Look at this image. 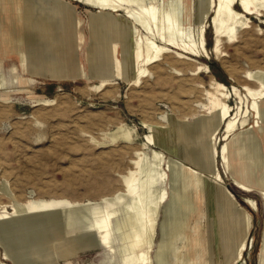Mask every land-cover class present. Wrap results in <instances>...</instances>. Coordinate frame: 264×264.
<instances>
[{"label":"rangeland","instance_id":"1","mask_svg":"<svg viewBox=\"0 0 264 264\" xmlns=\"http://www.w3.org/2000/svg\"><path fill=\"white\" fill-rule=\"evenodd\" d=\"M19 1L23 3L21 9H17ZM55 1L68 10L63 19L50 16L53 32L48 35L36 33L39 24L35 20L39 16L35 11H41L38 8L41 6L47 15L55 12L53 0H33L34 7L25 0H0V206L10 213V221L21 222L18 240H11L12 248L18 243L29 246L30 264H126L124 259L132 255V249L129 244L121 246L117 233L109 246L95 242L92 230L82 225V218L71 217L68 211L87 209L84 217L87 220L96 207L115 200L116 194L126 195L119 174L136 172L134 160L142 149L148 155L141 165L142 174H146L153 166L149 156L155 149L163 153L164 168H171L166 184L167 201L175 203H169L172 207H166L167 203L159 207L150 264H227V256L220 252L223 245L214 202L221 186L251 214L243 261L260 264L259 255L264 256V132L254 126L242 133L239 129L228 139L225 127L216 133L215 169L223 179V183H218L211 177L213 168L206 165L204 157L209 133L198 132L190 139L174 137L171 142L169 130L175 122L191 125L210 116L214 104L208 102L206 91L213 90L214 81L223 84L227 92H232L233 87L238 89L242 102L233 93L226 99L232 115L237 106L243 112L247 109L251 100L245 98L241 82H245V71L264 70V8L261 15H249L250 27H237L233 40L222 38L220 48L224 56L213 51V30L210 20H206L208 57H194L170 48L161 61L163 70L159 79L149 74L138 80L129 69L131 63L119 59L126 44H120L122 37L113 26L122 11H100L84 0ZM174 1L177 15L196 38L201 0ZM24 8H29L30 19ZM236 9L241 10L238 5ZM31 30L36 37L33 44ZM22 37H27V44L19 43ZM47 50L53 53L54 60ZM20 51L27 54L25 63L20 61ZM249 82L256 86L255 82ZM247 116L246 123L254 124L251 110ZM120 126L132 130L134 139L113 140L110 134ZM252 130L260 139L247 146L242 156L236 155L232 141ZM159 131H164L166 144L143 146L145 135H153L160 141ZM225 143L232 171L226 170L217 156ZM174 151L176 156L183 155L184 166L169 162L175 158ZM177 167L179 180L175 179ZM202 169L206 170L205 176L194 174ZM185 175L197 183L188 193L194 208L186 228L171 242L172 252L165 256L159 243L162 232L172 229L177 205L185 206L184 193L181 192V199L178 192ZM235 179L249 184L252 190H241ZM245 197L254 200L257 209H251L244 202ZM50 199L67 201L69 205L13 210L18 203L41 206ZM237 207L234 204L232 208ZM116 210L114 221L121 216L120 207ZM59 213L61 219L55 217ZM196 229L202 232L204 240L195 257L188 261L190 235ZM3 251L4 242L0 239V252ZM3 262L16 264L13 259Z\"/></svg>","mask_w":264,"mask_h":264},{"label":"bare ground","instance_id":"2","mask_svg":"<svg viewBox=\"0 0 264 264\" xmlns=\"http://www.w3.org/2000/svg\"><path fill=\"white\" fill-rule=\"evenodd\" d=\"M84 1L89 3L92 7L99 8L100 11L109 10L110 12L117 13L122 11L121 14L118 13L121 18H119L113 26V28L122 37L123 42L120 44H123V46L126 44L124 54H121V58L119 59H123L125 61L127 60L131 63V67H129V69L132 73L135 72L134 77L138 80L142 77H147L149 74H153L156 79L157 77L159 79L163 70L161 61L167 57L165 52H167L170 48L179 49L187 54H191L194 57L200 55L208 57L209 54L206 49L205 40L206 20H210V27L213 30V51L218 56H224L225 54H222L220 48L222 38L227 36L229 40H233L236 35L237 27H250L249 15H261V9L264 8V0H201L202 8L199 21L197 23L196 38H194L193 31L190 29L189 25H186L185 21H181L180 17L177 15L178 12L176 11V3L174 0ZM25 2L33 3V0H25ZM32 3L31 6L33 5ZM16 4L17 9L22 8V2L19 1ZM41 4L43 3L41 2ZM52 4L56 10L55 12L51 11L48 15L43 11L41 6H38L41 11H35V13L39 16V18L35 20L36 23L39 24V29L36 30V33H45L49 35V33L53 32V27L50 25L51 15L65 18L68 7H61L55 0H53ZM236 5L240 6L241 10H237ZM25 13L28 16V19H30L29 8L25 9ZM229 21L231 23H229ZM79 26H81L80 23ZM30 34V42L33 44L36 37L33 35L32 30ZM106 36H109L108 33H106ZM19 43L27 44V37L19 39ZM118 45L119 42L114 46ZM47 47L48 46L45 48ZM19 53L20 61L25 63V61H27V54L24 53V51H20ZM47 53L52 60L55 59L52 52L47 50ZM171 66H173V64ZM121 69L122 67L120 62V71ZM237 77L235 78L238 79ZM244 78L245 82H241V84L242 88L245 90V98L251 100V103L247 105V109H245L244 112L241 107L237 106L236 112L232 115L231 108L228 103H226V99L232 93L237 95L240 102H242L243 99L239 94L238 89L233 87L232 92H227L223 84L214 81L211 83L213 90L206 91L208 102L214 104L213 110L210 112V116L208 115V118L197 120L196 123L191 125H186L183 122H175L171 125L169 130L171 142H173L174 137L183 136L185 139H190L198 135V132L209 133L206 144H204L207 149V154L204 157L207 162L206 165L213 168L211 177L218 183H223V179L220 173L215 169L216 149L214 147V140L216 133L225 127L228 139L231 135L233 136L237 130L241 129L238 132L242 133L245 130H251L254 126L258 127L261 132H264V70L256 69L253 72L245 71ZM249 81L255 82L256 86H252ZM250 110L252 111L253 118L255 119L254 124L251 125L246 123L248 118L247 113L249 114ZM247 126L248 128H245ZM148 128L151 129L150 126ZM159 133L162 137L160 141L155 140L153 135H145L143 146H147L149 144H166L167 137L164 131H159ZM110 137L113 140L117 137L130 140L134 139L133 131L126 126L118 127L115 132L110 134ZM256 139H260V137L253 134V130L245 136L242 135L234 139L232 144H234L233 148L236 155L242 156L245 148L247 146H253ZM229 152L228 145L225 143L221 148L220 154H217V156L222 160L225 169L232 171V165L228 158V155H230ZM173 154L175 155V158H170L169 162L171 161L174 165L184 166L182 160L184 159L183 155H180L181 157H179V155L176 156L175 151ZM137 155L138 158L134 160L136 172L129 175L119 174L125 187L127 193L126 195L116 194L115 200L106 201L103 207H96L90 213V218L87 220H84V217L86 216L85 214L88 213L86 211L87 209L78 208L72 209L68 212L71 217L82 218V225L85 224L87 229L92 230L95 242L100 241L106 246H109L112 243L113 235L117 233L122 242L121 246L129 244L132 249V255H130V257L124 259L123 256L126 264H150L149 253L154 245L159 207L164 203H167L166 207L170 204L174 205L175 203L173 200L169 202L167 201L168 188L166 184L169 179L168 170L171 168H164L165 159L163 153L161 150L154 149L152 151V155L149 156L153 166L146 174L143 175L141 165L148 155L143 149L140 150ZM176 170L177 174H172H175V179L179 180L178 176L180 169L177 167ZM205 171L206 170L202 169L194 174L200 177L205 176ZM181 182L182 184L179 185L178 192L181 199L182 194L184 193V198L182 200L184 201L185 206L178 207L177 205L175 217H173L171 221L172 229L167 230L165 233L162 232V239L159 245L163 248V250L160 249V247L159 249L165 252V256L170 255L169 253L172 252L173 245L171 246L170 244H172L171 242L181 234L184 228H186L185 225L188 216L194 208L192 206V201L188 199V193L189 189L193 186L195 187L197 183L190 176L186 175L183 177V181ZM234 182L238 188L245 192L252 190V187L245 182L237 179H235ZM192 200L194 201L193 198ZM214 202L218 208V210H216L219 224L218 233L221 244L223 245L220 248V252L222 255L227 256V264H245V260L243 261V254L249 240V230L252 225V216L240 204H238L230 192L222 186L218 188ZM244 202L251 209H257V205L251 198L245 197ZM232 204L237 205V209H233ZM66 205H69V202L61 200L53 201L50 199L48 201H44L41 206H38L37 203H18L16 208L13 210L14 212L24 210L34 211L40 207L53 208ZM117 207H120L121 216L114 221L113 219L117 217ZM161 208L162 207H160V209ZM55 217L57 219H61L62 214H56ZM20 224V221H10V213L5 209V207L0 206V239L4 242V251L3 253L0 252V264H6L3 260L8 259H13L16 264H30L28 256L29 246L23 244L20 245L21 243H18V246L12 248V245L10 244L12 243V239L16 241L17 238L18 240L17 230L19 229ZM164 228H167V226L164 225ZM202 239L203 234L199 231V229H196L195 232L190 235L188 247L190 246L191 248L189 247L190 249H188L190 250L187 254L188 261L192 259L191 256L195 257L198 246H201ZM157 252L158 251H156V254ZM259 263L264 264V256L259 255Z\"/></svg>","mask_w":264,"mask_h":264}]
</instances>
